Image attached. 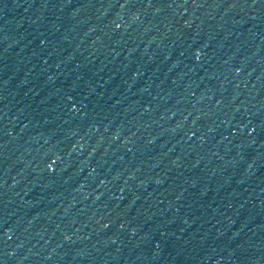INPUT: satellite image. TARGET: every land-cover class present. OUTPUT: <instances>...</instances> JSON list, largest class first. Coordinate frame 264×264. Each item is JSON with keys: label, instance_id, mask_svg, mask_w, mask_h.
Here are the masks:
<instances>
[{"label": "water", "instance_id": "water-1", "mask_svg": "<svg viewBox=\"0 0 264 264\" xmlns=\"http://www.w3.org/2000/svg\"><path fill=\"white\" fill-rule=\"evenodd\" d=\"M0 264H264V0H0Z\"/></svg>", "mask_w": 264, "mask_h": 264}]
</instances>
